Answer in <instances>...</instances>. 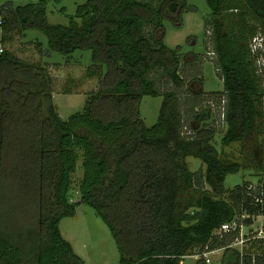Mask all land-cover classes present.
<instances>
[{
  "label": "trees",
  "instance_id": "16d2710c",
  "mask_svg": "<svg viewBox=\"0 0 264 264\" xmlns=\"http://www.w3.org/2000/svg\"><path fill=\"white\" fill-rule=\"evenodd\" d=\"M52 1L60 0L2 4L1 40L12 30L38 29L67 61L90 50L88 74L100 73V86L83 111L64 119L47 65L2 49L0 264H87L60 229L82 203L108 225L120 264H181L207 246L224 248L218 264H264L263 238L245 251L233 245L240 227L218 233L239 215L249 216L246 224L264 215V189L247 182L227 188L228 174L244 165L222 158L216 145L218 135L229 145L253 143L264 132L262 47L255 45L257 37L264 42V0H206L209 54L224 82L223 90L209 91L221 107L220 125L211 106L199 111L192 97L183 106L185 70L202 64L200 53L164 41L166 16L180 26L187 0H87L68 24L49 22ZM203 74L199 69V80ZM144 96L164 98L152 126L142 116ZM187 156L201 158L204 173L193 171ZM81 157L84 174L74 183ZM198 180L209 189L195 188ZM75 193L80 200L73 202Z\"/></svg>",
  "mask_w": 264,
  "mask_h": 264
},
{
  "label": "rangeland",
  "instance_id": "374dc122",
  "mask_svg": "<svg viewBox=\"0 0 264 264\" xmlns=\"http://www.w3.org/2000/svg\"><path fill=\"white\" fill-rule=\"evenodd\" d=\"M32 0H0V6L6 2L14 5L24 4ZM34 1V0H33ZM87 0H60L50 2L48 5V18L52 24H68L70 17L75 15L78 4ZM188 8L182 12V24L176 25L172 17L165 18V44L170 48L182 46L184 51H194L200 53L201 63L187 67L185 70L189 74L185 75L187 84L182 88L183 106L189 108L193 101H197L199 111L207 106H211V114L214 118L221 120V107L219 102L209 91H219L224 89V82L219 76L215 66V56L209 54L213 50L211 41L212 30L208 31L206 23L212 18V11L206 0H187ZM179 21V19L177 20ZM1 40L2 32L0 26V49L8 50L17 57L28 62H39L47 65L53 80V101L61 117L68 119L72 114L84 110L89 95L96 92L100 86L101 74L97 73L93 77L88 74V67L92 64L93 53L90 50H77L67 61L63 54L49 50L48 37L38 29H29L26 35L18 30L7 32ZM257 47H262L259 52V73L264 78V42L263 37L258 38ZM42 43L39 46V43ZM254 45V49L256 46ZM1 53V50H0ZM202 69L203 80L198 78V70ZM70 90L71 92H65ZM196 94L188 96L187 92ZM204 91V92H202ZM190 97L192 100L189 101ZM195 98V99H194ZM162 96H144L141 101L142 116L147 125H154L160 115ZM264 110V103L262 106ZM216 123V120H214ZM214 123V124H215ZM222 130V126H221ZM221 137L216 138V145L220 150L221 157L227 160L239 161L244 168L239 172L228 174L225 180L227 188H235L237 185L247 182L249 186L257 189H264V132L257 133L253 143L234 142L229 145H222ZM187 161L193 171L204 173L205 164L202 159L196 156H187ZM83 157H81L78 170L73 175L74 183L83 176ZM200 176V175H198ZM195 188L209 189L203 181L198 180ZM193 190L188 191L191 193ZM264 192V191H263ZM77 193L72 196V201H79ZM7 209L10 210V201ZM247 214L239 215L236 218L240 227V235L234 241V246L241 250L250 251L254 244L253 240L257 236L256 230L264 224V215L253 217L252 224H246ZM60 229L63 236L69 240L77 254L82 256L87 264H120V251L114 236L112 235L105 221L97 215L96 211L87 204L77 206L75 216H68L61 220ZM264 239V238H263ZM240 240V241H239ZM238 242V243H237ZM236 243V244H235ZM224 248H219L211 255L212 264L221 261ZM200 248H195L188 254L185 264H197L200 255Z\"/></svg>",
  "mask_w": 264,
  "mask_h": 264
},
{
  "label": "built area",
  "instance_id": "2783aa9c",
  "mask_svg": "<svg viewBox=\"0 0 264 264\" xmlns=\"http://www.w3.org/2000/svg\"><path fill=\"white\" fill-rule=\"evenodd\" d=\"M259 38V37H258ZM258 38H256L255 40H257ZM258 41H256L257 44ZM2 51V48L0 49ZM211 55L214 54V52L210 53ZM238 228L237 225V221L234 220L232 222H228V223H224L221 228H219L218 233L221 232H227V231H232V230H236ZM257 232V236L258 238H264V224L261 225V228L256 230ZM240 241V240H239ZM238 243V242H237ZM234 244V243H233ZM236 244V243H235ZM219 249H213L210 250L208 248V246L200 253L199 256H201L203 259L206 260L207 263H212V259H211V255L215 253V251H217ZM189 255H186L185 258L182 260L181 264H185V259L188 257Z\"/></svg>",
  "mask_w": 264,
  "mask_h": 264
},
{
  "label": "clouds",
  "instance_id": "9594fccd",
  "mask_svg": "<svg viewBox=\"0 0 264 264\" xmlns=\"http://www.w3.org/2000/svg\"><path fill=\"white\" fill-rule=\"evenodd\" d=\"M258 38V37H257ZM260 38V37H259ZM256 42V41H255Z\"/></svg>",
  "mask_w": 264,
  "mask_h": 264
}]
</instances>
